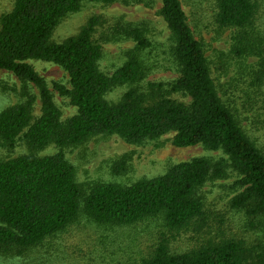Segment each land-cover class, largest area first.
<instances>
[{"label":"trees","instance_id":"obj_1","mask_svg":"<svg viewBox=\"0 0 264 264\" xmlns=\"http://www.w3.org/2000/svg\"><path fill=\"white\" fill-rule=\"evenodd\" d=\"M117 1L16 0L13 9L0 17V71L37 88L41 104L33 122L31 95L24 103L0 112L2 144L11 149L20 141L31 152L0 161V256L30 264L25 260L34 258L45 241L59 236L81 216L109 229L155 219L164 230L178 233L203 215L199 197L203 186L224 179L226 169L231 168L239 192L229 206L257 233L256 243L247 245L230 237L172 253L163 241L137 264H264V152L238 120L233 88L222 90L215 84L204 46L187 25L180 1L161 0L159 10L170 34L177 77L165 85L148 84L149 99L134 87L151 71L145 58L150 43L141 31H127L135 46L125 52V61L111 75L99 68L102 49L93 38L95 19L61 43L51 40L60 22L78 12L83 3L111 5ZM256 3L216 0L214 16L217 27L232 32L230 51L239 75L247 73L244 110L264 84V34L255 24ZM248 59L252 62L247 65ZM29 61L51 63L66 73L69 87L54 84L53 88L69 99L76 109L74 116L62 121L51 92ZM125 85L132 88L117 103L105 99L113 88ZM170 133L174 147L201 145L221 151L228 164L194 158L127 188L99 184L85 194L62 151L97 136L115 135L138 145ZM49 145L59 151L44 157L35 154Z\"/></svg>","mask_w":264,"mask_h":264},{"label":"rangeland","instance_id":"obj_2","mask_svg":"<svg viewBox=\"0 0 264 264\" xmlns=\"http://www.w3.org/2000/svg\"><path fill=\"white\" fill-rule=\"evenodd\" d=\"M15 1L0 0V17L13 9ZM179 1L187 25L195 39L204 46L215 84L222 90L233 88L234 91H231L235 97L232 98L238 110V120L250 139L264 152V84L260 86L259 94L252 98L251 105L245 103L249 109H242L243 103L247 102L244 94L248 77L247 73L242 77L239 75L237 62L231 55L232 32L217 27L214 22L216 0ZM160 8L161 0H118L111 5L85 2L78 12L60 22L51 40L61 43L95 19L97 27L93 38L102 49L99 68L102 73L111 75L125 61V52L135 46L127 37V31H141L150 43L145 58L151 71L134 87L149 99L151 93L148 84L165 85L177 77L171 57L170 34L159 16ZM255 24L264 34V0H257ZM251 62L252 59H248L246 64ZM28 64L51 92L62 121L74 116L76 109L69 99L59 96L53 88L54 84L69 87L66 73L47 62L29 61ZM131 88L127 85L115 87L106 94L105 99L115 104ZM27 95L34 98L31 111L33 122L41 111L37 88L25 86L11 73L0 71V112L24 103L28 100ZM173 135L170 133L155 140H145L138 145L128 144L115 135L97 136L82 145L62 151L74 168L76 183L85 194L99 184H118L127 188L139 181L162 176L173 166L194 158L228 164L227 156L221 151H209L201 145L174 147L171 143ZM57 151V147L49 145L35 154L44 157L54 155ZM29 154L31 152L20 141H16L11 149L0 141V161ZM236 180V174L227 168L224 179L208 181L199 192L203 215L178 233L164 230L160 221L155 219L135 226L109 229L97 227L81 216L59 236L45 241L39 248L40 252L34 254L32 259L27 258L25 263L37 264L35 262L40 260L42 263L39 264H137L163 241L172 253L230 237L251 245L258 240L257 233L245 223L242 214L231 210L229 206L230 200L239 192L234 185ZM23 260L0 256V264H24Z\"/></svg>","mask_w":264,"mask_h":264}]
</instances>
